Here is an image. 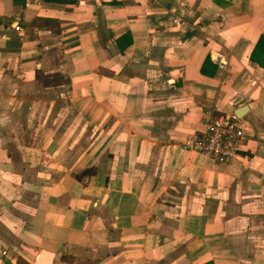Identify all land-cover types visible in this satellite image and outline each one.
<instances>
[{"label":"crops","instance_id":"0c3cea01","mask_svg":"<svg viewBox=\"0 0 264 264\" xmlns=\"http://www.w3.org/2000/svg\"><path fill=\"white\" fill-rule=\"evenodd\" d=\"M254 51L264 0H0V264H264ZM216 106L221 165L182 147Z\"/></svg>","mask_w":264,"mask_h":264},{"label":"built area","instance_id":"2783aa9c","mask_svg":"<svg viewBox=\"0 0 264 264\" xmlns=\"http://www.w3.org/2000/svg\"><path fill=\"white\" fill-rule=\"evenodd\" d=\"M173 21L185 30L190 28L189 24L181 18L176 17ZM14 29L20 31V24H16ZM218 66L222 74V83H225L228 63L220 59ZM245 133L246 121L235 115H224L221 108L216 106L206 124L205 131L189 136L182 147L186 152L205 154L215 164H227L238 157Z\"/></svg>","mask_w":264,"mask_h":264},{"label":"trees","instance_id":"16d2710c","mask_svg":"<svg viewBox=\"0 0 264 264\" xmlns=\"http://www.w3.org/2000/svg\"><path fill=\"white\" fill-rule=\"evenodd\" d=\"M36 26L43 27L45 29H50L56 33L60 32V24L58 20L51 19V18H36L33 22ZM260 43V42H259ZM258 43V45H259ZM252 60L257 62L260 66L264 67V63L255 60V51L252 54ZM211 59L209 57L206 58L205 64L210 63ZM204 64V66H205ZM204 66L202 68V72H204Z\"/></svg>","mask_w":264,"mask_h":264},{"label":"water","instance_id":"95a60500","mask_svg":"<svg viewBox=\"0 0 264 264\" xmlns=\"http://www.w3.org/2000/svg\"><path fill=\"white\" fill-rule=\"evenodd\" d=\"M246 107L240 108L235 112V116L242 118V116H244L245 112H246Z\"/></svg>","mask_w":264,"mask_h":264},{"label":"rangeland","instance_id":"374dc122","mask_svg":"<svg viewBox=\"0 0 264 264\" xmlns=\"http://www.w3.org/2000/svg\"><path fill=\"white\" fill-rule=\"evenodd\" d=\"M48 158V157H47ZM50 159L48 158V161H49Z\"/></svg>","mask_w":264,"mask_h":264}]
</instances>
